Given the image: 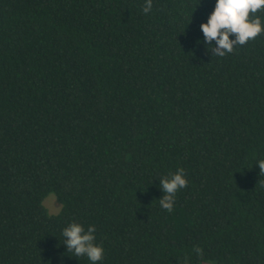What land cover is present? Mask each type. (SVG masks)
Masks as SVG:
<instances>
[{
	"label": "trees",
	"instance_id": "trees-1",
	"mask_svg": "<svg viewBox=\"0 0 264 264\" xmlns=\"http://www.w3.org/2000/svg\"><path fill=\"white\" fill-rule=\"evenodd\" d=\"M143 3L0 0V264H89L73 221L102 264H264V34L212 56L215 0Z\"/></svg>",
	"mask_w": 264,
	"mask_h": 264
},
{
	"label": "clouds",
	"instance_id": "clouds-1",
	"mask_svg": "<svg viewBox=\"0 0 264 264\" xmlns=\"http://www.w3.org/2000/svg\"><path fill=\"white\" fill-rule=\"evenodd\" d=\"M152 10L153 0H144L142 13L149 14ZM261 11H264V0H215L207 21L200 24L203 39L197 43H203L212 56L224 57L237 46L245 45L264 34V17L257 15ZM254 165L260 173H264V159H256ZM158 182L163 193L158 199L159 205L171 212L177 192L189 183L185 171L177 168L175 172L160 177ZM95 233L94 225L85 228L73 221L61 230L62 244L74 257H86L89 264H102L105 250L96 243Z\"/></svg>",
	"mask_w": 264,
	"mask_h": 264
},
{
	"label": "rangeland",
	"instance_id": "rangeland-1",
	"mask_svg": "<svg viewBox=\"0 0 264 264\" xmlns=\"http://www.w3.org/2000/svg\"><path fill=\"white\" fill-rule=\"evenodd\" d=\"M43 205L47 208L49 214L55 215L60 210V205L56 202L52 194L48 195L43 201Z\"/></svg>",
	"mask_w": 264,
	"mask_h": 264
}]
</instances>
